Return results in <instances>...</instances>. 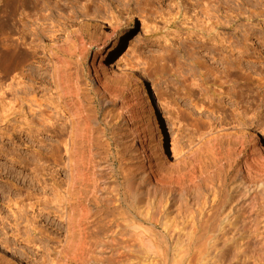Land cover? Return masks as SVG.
<instances>
[{
    "label": "bare ground",
    "instance_id": "bare-ground-1",
    "mask_svg": "<svg viewBox=\"0 0 264 264\" xmlns=\"http://www.w3.org/2000/svg\"><path fill=\"white\" fill-rule=\"evenodd\" d=\"M105 1H108L109 6L116 4L113 10L103 7L102 9L97 4L92 5L93 0H88L80 11L76 10L77 8L72 9L71 14L65 15V18L73 19L78 15L82 19L77 23L76 28L66 29L63 38L59 39L60 32L64 31L65 22L63 19L61 22V19L54 18L49 11V13L44 12L47 4L43 5L42 2L40 4L39 0H0V27L7 28L10 33L7 40L0 41V65L10 68L14 73L10 83L13 103L15 108L19 104L27 116L23 119L25 126L21 129L23 131L28 129L25 132L30 135L43 127L44 131H51L56 137L54 143L56 161L54 160L55 165L51 168L53 170L49 184L52 196H47L46 193H43L44 196H38L39 199H44L41 203L37 202L36 207H41L37 208L38 214L46 211L59 220L64 219L66 235L64 244L56 246L57 248L53 247L55 248L54 253L52 252L53 258L47 262L49 264H123L127 259L131 264H146V262L149 264L154 262L153 260L159 261L160 258L161 264H190L194 257H197L199 264H218L220 259L210 258L209 252L218 250L222 255L234 246L235 254L246 257L247 262L264 264V243L261 242V252L259 246L253 249L250 245V239L261 229L264 231V154L256 149L258 151L256 157L247 162L248 145L246 140H243L248 137L257 143L258 135L251 134L252 132L249 135L243 132L235 133L244 129L248 132L249 126L241 120L240 123L221 125L219 128L211 126L208 131L198 134L201 131L200 125L194 123L195 128H189L184 121L194 119L199 122V119L194 113L187 111L190 107L184 108L179 113L181 116L178 114L180 117L177 116L175 120L179 123V137L175 138L172 148L176 149L175 146L184 143L190 146L196 141L205 144L211 141L210 136L220 131L230 133L233 130L238 139L231 140L232 143L225 146L229 153L226 158L228 160L233 158V162L227 160L230 164L229 171L222 174V180L217 179L220 176L218 172L225 165L220 166V162L217 163L218 160L223 159V155L217 153L221 149L219 147L218 150V145L216 146L214 142L212 146L210 145L213 149L211 150L222 156L214 165L218 164L220 167L217 165L213 167L215 169L209 167L212 170L204 169L195 146V149L185 153L183 166L167 168L162 139L172 130L170 121L162 110L161 123L154 115L156 108L162 109L160 97L155 89L151 88L152 101H148L144 96L146 94L144 82L136 78L132 79L128 75L129 72L126 73L130 68L127 67L125 71L124 67H121L120 62L122 63L123 58L116 60L114 53L120 47V40H116L111 47H108L106 43L108 40L105 39L107 35H104L106 33L96 32L99 27L98 21L101 19V22L107 21L118 27L123 14L139 11V15H142L145 10L142 4L147 0ZM29 8L34 10H32L34 17L31 16L32 12L30 13ZM146 14L143 13L147 20L153 13L150 12L148 16ZM82 24L92 25V29L94 27L96 29L90 31L88 25L84 27ZM145 28L152 30L153 27L145 24ZM44 41L50 44L46 45ZM195 41H191L192 43L185 41L186 44L183 43L184 45L182 44L183 46L178 49L183 60L180 64L187 65L188 68H203L204 72L203 70L198 72L202 81L207 82L206 80L215 73L211 71L213 68L209 70L202 56L194 54L200 48L197 46L199 40ZM101 44L104 51L99 55L98 63H93L94 88L89 89V84L85 82V60L91 47H100ZM164 51L158 59L168 62L171 53L167 48ZM230 57L225 61L226 68L229 69L235 67V62L230 60ZM108 60H111L110 66H106ZM36 62L38 64L33 70L31 67ZM47 64L50 68L51 88L47 86L46 81ZM137 65V68L130 70L132 72L140 70ZM115 66L118 71L111 70ZM238 72L241 74L242 71H236L235 75H238ZM132 74L134 77V73ZM126 80L137 85V91L134 93L136 98H131L129 103H122L116 118L125 117L127 120L115 121V117L107 112L103 113L104 116L102 115L101 118L102 109L114 107L117 100L122 102L128 97L127 94L131 90L125 86ZM146 104L150 119L148 123H144V129L150 131L153 139L158 142L156 152L159 161L154 158L150 145L140 144L138 149L133 145L140 159L139 165L136 167V163L133 167L131 155L133 151L130 153L128 150L129 152H126L129 155L123 153V156H128L130 160L124 163L125 157L116 170L114 168L116 157L122 155L120 151L117 155L111 153L113 149L110 142L108 143L110 138L106 136L116 128H122L124 125L121 127L119 124H123V121L130 124L138 115H136L137 106ZM52 105L56 109L55 116L51 114ZM188 115H193V118ZM16 127L17 125L13 123L12 129ZM141 132L144 133L143 130ZM102 142H107L104 143L106 146H103ZM233 151L237 153L239 159L244 160L243 167H237V162L240 160L232 157V153L235 156ZM104 159L106 160L103 161ZM127 165L129 167L124 169ZM232 173H234L233 178L230 177ZM236 181L240 183L235 184ZM259 182L262 184L261 191L258 190L259 187L253 189ZM46 186L48 184H45L44 188ZM254 190H258L256 193L260 191L261 195L255 196ZM53 205L57 206L53 207ZM60 205L65 209L64 213L58 209ZM32 228L33 231L37 229L35 226ZM61 229L56 225L55 233H61ZM39 233L43 236L44 232L41 229ZM261 233L263 235V232ZM54 236L46 237L52 242L61 243V240ZM260 238L264 241V236ZM42 257H45L44 254Z\"/></svg>",
    "mask_w": 264,
    "mask_h": 264
},
{
    "label": "rangeland",
    "instance_id": "rangeland-1",
    "mask_svg": "<svg viewBox=\"0 0 264 264\" xmlns=\"http://www.w3.org/2000/svg\"><path fill=\"white\" fill-rule=\"evenodd\" d=\"M39 1L40 4L41 2L43 5L47 4L44 12H51L54 18L61 19V22L64 20V31L60 32L59 39L63 38L62 36L66 29L76 28L77 23L82 19V17H78V15L74 16L73 19H68L65 18V15H70L72 9L77 8L76 10L80 11L88 2V0ZM93 1L95 3L93 2L92 5L97 4L98 6L100 5L101 8L103 7L108 10H113V6L116 5L112 4L109 6V4H107L108 1L105 0ZM142 7L145 9L141 13L142 15H139V11H135L136 13L131 12L123 14V18L118 27L107 21L101 22L102 19L98 21L100 28L98 27L96 29V27L93 26L94 28L92 29V25L89 24H85V26L88 25L87 27L90 31H95L96 29L98 33H106L104 35H107L105 39L108 40L106 42L108 47H111L116 40H120V47L118 51L114 53L116 60H121L123 58L121 60L122 63L119 62L121 67H124L123 69L125 71L128 68L131 69L136 67L138 63L139 65L137 66L140 70L132 72L128 69L126 73H130L131 71L134 73V77L132 73H128V75H130L132 79L136 78L138 81L142 80L144 82L146 90L144 96L148 101H152L151 88H154L158 97H160L159 100L162 103V109L158 110L156 108L154 115L158 117L160 122V111L162 110L167 115L172 130V132L167 133L162 139L167 168L177 167V165L183 166L186 159L185 153L187 154L195 148H197L204 169L212 170L210 168L216 167L219 162L220 166L223 164L225 165L222 166L221 170L218 172L220 176H218L217 179H223L222 174H225V172L230 169L228 166L230 164L228 163L230 161L233 162V158L232 160H230L231 158H229V160L226 158V155L229 153L227 152L228 148L225 147L232 143L231 140L235 141L238 139V136H235L236 134L234 135L233 130H231L233 133L220 131L210 136L209 138L212 137L213 140L211 139V141H207L205 144H199L198 141H196L190 146L187 145L188 143H184L175 146L176 149L172 148L175 138L179 137V123L175 120L181 116L179 114L180 111L184 110V108L187 109V107H190L187 111L194 113L197 119H199V122L194 121V119L192 121L187 120L188 122L185 120L184 122L188 124L187 127L189 128H195L194 123L198 126L200 125L201 131H199L198 134L208 131L211 126H213V128H219L221 125L240 123V120L245 121L246 125L249 126L248 132L244 129L236 131L235 133L243 132L245 135H249L250 132H252L251 134L255 133L259 137V142L257 143L248 137L243 139L244 141L246 140L245 142L248 145L246 152V156H248L246 157V161L249 162L256 157V152H258L256 149L262 151L264 154V0H147L146 2L143 1ZM28 10H31V16L34 17V10L30 8ZM150 12L153 14L148 18L149 20H146L144 15L147 13L146 15L148 16ZM145 24L155 29L151 28L152 30H148L145 28ZM82 25L84 26V24ZM113 29H115V31ZM9 37L10 33L8 29L0 27V41L1 39L7 40ZM197 39L199 40L197 46L200 48L198 49L199 51L197 50V54H194L199 57L202 56L204 58H202V60L207 62L209 70L213 68L214 70L212 69L211 71L215 73L206 80L207 82L202 81L199 74L201 70L204 72L203 68H188L187 65L183 66L180 64L183 60L178 49L184 45L183 43H192L191 41L196 42L195 40ZM43 43L46 45L48 43L50 44L48 41H44ZM165 48L171 53H169L171 58L168 62L158 59V57L165 52ZM103 51V44H101L100 47H91L90 53L86 57L85 82L89 84V89L94 88L93 63H98L99 55L102 54ZM231 55L232 57H230ZM242 56L244 59H242ZM229 57L230 60L235 62V67H231L233 68H230L231 70L226 68L225 64V61ZM241 59L242 62H240ZM37 64V62L36 64L34 63L31 68L34 70ZM111 64V60L106 62V66H110ZM131 64L135 66L132 67L130 66ZM227 69L229 71H226ZM9 70L11 71L10 68L0 65V264H49L47 261L53 258L52 252L54 253V249L57 248L56 246L59 247L64 244L66 222L64 219L59 220L53 214H47L46 211L42 214H38L39 210L37 208L41 207H36V203L42 202L44 198L39 199L38 196H44L43 193H46L47 196H52L49 184L51 183L50 178L53 170L51 168H53L56 161V154L54 151L56 137L53 132L44 131L43 127H40L38 131H34L30 135L25 132V130L28 129L24 131L21 129V127L25 126L23 119L27 116L25 115L26 113H23L25 110L19 107V104L15 108V103H13L10 83L12 82L11 78L14 73H12V71L9 72ZM111 70L118 71L119 69L115 66L112 67ZM235 70L242 72L241 74L238 72L239 74H236V76ZM49 71L50 68L47 64L46 81L47 86L51 88L52 82ZM125 83L127 84H125V86H128L129 90L132 92L129 91L127 94L128 97H126L124 101L121 102V100H117L114 107L102 109V111H100L101 118L107 112L113 118L115 117V121L121 119L127 120L125 117L116 118L118 117L117 113L120 112L119 108H121L122 103H129L133 98H136L134 93L137 91V85L135 82H129V80H126ZM192 83L194 84L193 86L191 85ZM192 87L195 89L192 90ZM45 96L47 97L48 95ZM144 106H137L136 115H138L135 117V121L132 120L130 124L127 121H123V124H119L121 127L124 125L122 128H116L112 133L110 132L106 136L110 138L108 143L110 142L111 148L113 149L111 153L117 155V152L120 151V155H122L121 157H116L117 162L114 166L116 170L119 169L120 163H122L125 157L124 163L130 160L128 156H123V153L129 155V153H127L129 151L130 153L133 151L131 153L133 167H135L136 163V167L139 165L140 159L137 156V150L133 149L135 145L137 149L140 148V144H145V146L150 145L149 147H151L153 151L154 158H156V161H159V156L156 152L158 142L153 139L150 131L144 129V123H148L150 119L147 104ZM51 108V114L55 116L56 109L53 105ZM60 115H62V113H60ZM188 116L192 117L193 115ZM184 122L181 121L182 124H184ZM13 123L17 125L15 129H12ZM142 130L144 133L141 132ZM139 135H141L140 139L138 138ZM214 142L216 146L218 145L217 149L219 147V149H221L217 151V153L220 152V155H223V157L218 156V154H215L216 152L212 151L211 144H214ZM226 142L228 143L226 144ZM104 143L105 142H102V145L106 146L105 144L107 142ZM104 155L105 154H103V156ZM232 155L234 158L237 157L236 152L235 156L234 153H232ZM220 157L223 159H220ZM218 159H220V161ZM239 160L240 161L237 162V167L241 168L243 167L244 160L241 158ZM216 162L218 164L215 166L214 164H216ZM219 165L218 167H220ZM128 167L127 165L124 169ZM234 173L231 174V178H233L232 175H234ZM237 183L239 184L240 181H236L235 184ZM257 183L253 189L259 187L258 190L261 191L262 184L260 182L259 184ZM45 184H48L46 188H44ZM256 191L254 190V195L259 197L261 193L260 191L256 193ZM54 206L56 207L57 205H53V207ZM58 209H61V213L65 211L61 205L58 206ZM56 225L62 228L60 231L61 233H55L54 229H56ZM33 226L37 228L34 231L32 228ZM41 229L44 232L43 236L39 233ZM261 232H263V235H261ZM256 234V237H254V235L250 239V245L253 249L259 246L258 249L260 251L262 249L261 242L264 243L262 238H260L264 236L263 229ZM46 236L58 237L61 243L52 242V240H49ZM53 247L55 248L53 249ZM43 249H48V251H44ZM253 249L251 248V250ZM45 252L48 253L45 254ZM209 253L210 258L218 257L220 259V263L218 264L254 263L247 262V258L242 255H236L234 246L222 255L218 250H213ZM43 254L46 258L42 257ZM157 260L156 262L155 260L152 262L150 259L152 263L149 264L162 263L160 258L159 261ZM126 262L131 264L127 259ZM126 262H123V264ZM190 264H199L198 258L194 257Z\"/></svg>",
    "mask_w": 264,
    "mask_h": 264
}]
</instances>
